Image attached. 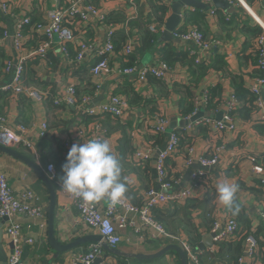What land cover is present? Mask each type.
Segmentation results:
<instances>
[{
  "label": "crops",
  "instance_id": "obj_1",
  "mask_svg": "<svg viewBox=\"0 0 264 264\" xmlns=\"http://www.w3.org/2000/svg\"><path fill=\"white\" fill-rule=\"evenodd\" d=\"M105 15L107 24L115 28L114 46L120 52L121 46L128 39L134 37L139 43L144 27L148 26L149 19L155 12V6L166 8L163 25L159 30L157 41L150 52L136 54L139 65H154L162 59V51L166 44H170L175 52L189 55L188 45L175 41L161 40L164 24L171 15V2L168 0H92ZM206 5V9H193L183 7L181 21L177 28L186 29L189 26H198L205 37L219 42L217 47L210 49L207 63L208 70L201 74L194 58H186L183 63L171 64L170 71L163 80L152 81L134 85L129 77L118 72V65L123 67L120 57L110 61L114 70L107 75L93 78L89 73V66L96 61V51L104 41V29L99 23H90L80 36L93 45L91 58L77 70H72L63 60L59 51L57 40L53 39L51 49L44 60L28 58L24 76L28 84L39 88L47 95L55 90V96L63 94L68 87L77 90L92 88L93 104L105 103L111 94L124 96L129 102L126 89H132L142 98L144 103L129 105V110L119 118L105 117L100 122L107 130L105 139L112 145L121 161L123 176L128 180V191L125 200L133 206L139 207L144 201V192L150 188L166 194L177 192L192 183L197 185L194 196L180 204H161L153 209V218L160 223L165 231L191 243L197 262L189 264H252L243 258L239 262L240 249L243 242L240 237L243 233L254 234L259 240L264 236V220L259 214L264 212V185L261 176L252 173L251 156L257 158L264 152V124L257 120L264 118V108H257L248 118L234 114L232 116L234 130H225L217 138H210L207 128L195 127L193 122H199L201 117L193 122L191 118L199 111L215 115L221 106L232 94L235 86L240 84L249 91V86L257 76V56L252 53L254 39L244 32L246 27H259L257 21L264 25V0H228L233 9L229 14L222 9H216L212 2L215 15L209 14V5L205 0H196ZM56 0H14L12 15H3L0 12V89L9 81L7 75L1 71L2 63L8 57L16 55L9 40L2 37L4 30L13 31L16 18L25 16L33 21L40 20L46 10L54 8ZM242 3V4H241ZM226 17H229L226 20ZM261 29V28H260ZM246 30V29H245ZM79 35L80 32L77 31ZM79 36V37H80ZM38 46L37 38L27 34V41L22 51L27 56ZM139 46V44H138ZM137 46V47H138ZM136 47V48H137ZM75 45L70 44L68 51L74 55ZM190 56V55H189ZM235 85V86H234ZM82 90V91H83ZM260 97L264 107V89ZM207 99L210 108L203 104ZM239 101V100H238ZM49 102L41 100H27L23 97L11 98L8 93L0 90V113L5 114L10 123H22L27 126L30 133L27 139L36 144V154L40 168L52 164L58 177L62 175V166L66 162L67 153L61 144V139L71 134L78 123L76 107L59 106L52 108ZM55 103V100H54ZM63 104V103H59ZM58 104V105H59ZM241 102L239 101V105ZM217 111V112H214ZM223 112V111H222ZM160 114L167 121V131L164 135H155L150 125L152 117ZM189 120H186L188 119ZM215 119V118H214ZM203 120V119H202ZM180 121L188 122L180 126ZM43 124L47 125L46 138L36 141V135ZM172 131L182 135L180 145L174 155L167 159L165 172L171 187L162 190L157 181V174L152 168V155L162 147L166 137ZM160 142V144H158ZM194 148V159L190 166L186 165V150ZM223 146L219 154L218 163L209 168H201L197 163L200 156H209L214 147ZM151 151L150 170L145 166L137 165L133 160L135 151ZM0 171L7 179L9 187L14 193L23 189H30L41 199L42 207L48 211L49 194L38 176L25 164L0 152ZM198 172L203 175L198 177ZM227 179L239 185L237 200L242 205L239 215L232 213L219 204L217 200L216 184L219 180ZM56 194V192H55ZM100 210L107 206L106 202L95 204ZM232 216L237 221L238 233L231 241L214 243L210 234L213 222L217 220L223 225L226 217ZM47 218V217H46ZM242 220L248 222V227L241 224ZM245 219V220H244ZM22 233L26 238L33 240L32 244L22 247L21 261L24 264H72L73 251L56 254L50 247L47 238V219L44 227L37 222L21 220ZM55 236L60 243L96 235L94 231L81 225L77 211L64 197L56 194L54 211ZM6 220L0 219V264H6L12 253V244L5 234ZM151 233L155 231L151 230ZM120 243L115 248L125 255H152L166 245L157 240H141L130 227L117 230ZM94 242L83 245L82 253ZM239 244V245H238ZM176 245V244H174ZM238 246L239 251L235 250ZM105 253V252H104ZM107 255L105 264H179L178 256L166 253L152 260H137L124 256ZM117 257L123 258L119 260ZM238 258V259H237ZM254 264H264V247L260 243Z\"/></svg>",
  "mask_w": 264,
  "mask_h": 264
},
{
  "label": "built area",
  "instance_id": "obj_2",
  "mask_svg": "<svg viewBox=\"0 0 264 264\" xmlns=\"http://www.w3.org/2000/svg\"><path fill=\"white\" fill-rule=\"evenodd\" d=\"M57 3L54 8L46 10L44 16L41 14L40 20L35 22L33 29L44 40L38 44L27 56L22 55L24 50L27 35L24 32V27L30 22V18L25 16L16 18L13 28V34L10 31H3L2 37L7 39L12 44L16 53L13 57H8L1 69L4 75H7L9 81L0 90L8 93L11 98L25 97L31 100L41 101L44 98V93L37 92L33 87L26 86L23 83V75L25 71V63L28 58L34 59L36 57H44L51 49L53 39L57 40V45L63 60L68 67L78 69L84 65L91 58L93 45L89 41L82 38L86 28H89L90 23H99L102 25L104 33V41L101 47L95 52L96 61L89 66V73L93 78H99L102 75H107L114 69L111 68L110 61L115 59L117 55L120 57V62L123 67L119 66L115 69L124 76L129 77L134 85L146 83L148 77H153L159 80L166 78L171 67L166 63L157 60L154 65L148 64L141 66L137 61L131 65H127L129 57L133 54L135 48L138 46L137 40L132 37L128 38L122 45L120 52H116L114 46L115 28L105 23V15L95 4L90 0H56ZM173 3L177 0H168ZM236 1V0H235ZM213 0H205L209 5V14L215 15L212 9ZM239 2V0L237 1ZM231 4V3H230ZM242 4V3H241ZM14 0H0V12L3 15H12L14 10ZM229 17H226L228 20ZM262 33L254 39L253 54L257 56V69L260 74L254 78L253 83L249 86V92L255 97L254 106L257 108H264L260 97L261 89H264V25L257 21ZM163 25L153 22L148 25V30L157 35ZM176 28L172 32V38L182 44L188 45V54L194 58L195 63H207L206 55L211 48L219 45L218 41L211 40L204 36L200 29L193 25L184 30ZM77 31L80 34H77ZM80 36V37H79ZM75 45L74 55L70 56L68 46ZM94 96H83L81 101L75 99L73 86L68 87L66 91L55 96V103H65L66 105H76L78 123L71 134L61 139L62 147L68 154L73 144H80L87 142L90 139L104 140L107 130L101 124V120L105 117H112L119 119L126 111L129 110L127 100L124 96L111 94L109 99L103 104H93ZM207 99H204L203 104L206 105ZM238 99L232 94L221 106L223 111L222 118L216 120L214 118H202L201 121L193 122L195 127L207 128L210 138H217L220 133L225 130H234L235 125L232 121L231 113L239 106ZM217 112V111H214ZM90 118V121L85 123L80 121L81 116ZM153 123L150 125L151 131L155 135H164L167 131L168 121L160 114L152 117ZM186 120H189L186 119ZM264 124V118L257 120ZM47 131V125L43 124L36 135V141L44 137ZM30 130L27 126L19 123H10L5 114L0 113V145L12 149H25L32 155L36 154V144L32 140L27 139ZM264 140V136H263ZM181 141V134L177 131H172L168 135L167 145L165 150L161 152L155 159V171L157 174V181L162 190H167L171 184L166 179L165 163L167 159L171 158L178 149ZM223 150V146L214 147L210 151L209 156H200L197 163L201 168H209L218 163L219 154ZM194 148L188 147L186 150V165L190 166L194 159ZM151 151H135L133 160L137 165L145 166L151 161ZM261 158V162H255L256 157L251 156L252 173L261 176V183L264 185V152L257 156ZM35 163L40 167L39 162L35 159ZM51 166V168H50ZM42 171L47 175L48 180L53 185L56 194L64 196L77 211L79 223L90 230L94 231L96 235L101 237L100 242L92 243L87 250L81 254H75L72 258V264H105L107 258L102 246L106 244L109 248H116L120 243V237L117 235V230L130 227L141 240H157L165 242L166 244H176L186 257L191 259V262L196 263L197 258L193 253V248L178 237H175L165 231L164 227L154 220L152 211L161 204H180L194 196V191L197 185L192 183L177 192L166 194L161 191H156L150 188L144 192L143 204L139 207L133 206L127 200L123 199L115 207L107 206L100 210L96 205L89 206L83 203L79 198H74L68 193L64 192L59 187L58 175L52 164H47ZM203 173L198 172V177H193V181L202 177ZM261 220H264V212L259 214ZM46 211L42 207L40 197L30 189H23L14 193L9 187L6 175L0 171V219H6L5 234L12 244V253L9 255L6 264H24L21 261L22 247L24 245L32 244L31 238H26L22 233L21 220H29L37 222L39 227H44L46 222ZM151 230L155 233H151ZM212 233L214 243L231 241L237 236L238 225L234 217L228 216L224 220L223 225H220L217 220L212 224ZM264 242V236L260 239ZM243 256L239 259L245 258L252 264L256 257L258 244L252 235H247L243 240ZM190 262V261H189Z\"/></svg>",
  "mask_w": 264,
  "mask_h": 264
},
{
  "label": "clouds",
  "instance_id": "obj_3",
  "mask_svg": "<svg viewBox=\"0 0 264 264\" xmlns=\"http://www.w3.org/2000/svg\"><path fill=\"white\" fill-rule=\"evenodd\" d=\"M58 182L64 192L89 206L106 202L109 207H115L128 191L121 161L107 139L73 144ZM238 191L239 185L227 179L216 184L219 204L234 216L239 215L242 208L237 200Z\"/></svg>",
  "mask_w": 264,
  "mask_h": 264
},
{
  "label": "water",
  "instance_id": "obj_4",
  "mask_svg": "<svg viewBox=\"0 0 264 264\" xmlns=\"http://www.w3.org/2000/svg\"><path fill=\"white\" fill-rule=\"evenodd\" d=\"M213 5L216 9H222L225 12H228L229 14L233 13L232 7H230V2L228 0H213ZM183 7L193 8V9H206V5L202 4L199 1L196 0H177L171 4V15L168 17L164 24V31L161 34V40L165 42H170L172 40V32L178 27L180 21H181V15H182V9ZM13 34V31H10V35ZM223 112L220 111L219 113L212 115L211 113H205V112H197L190 120V122L195 121L196 119H199L201 117H214L216 120H220L222 118ZM188 122L186 121H180L179 125H187ZM173 125L169 126V130H173ZM168 136L166 137L165 141L163 142V145L161 148L155 151L153 153L152 158V168L155 169V159L158 157V155L165 150L166 143H167ZM0 152L8 155L21 163L25 164L27 167H29L40 179V181L45 186L48 194H49V204H48V211H47V238L49 245L51 249L56 253H63L66 251H73L77 254L82 253V246L86 245L90 242H100L101 237L98 235H90V236H84L75 240H72L70 242L60 243L56 236H55V224H54V211H55V203H56V194L55 189L51 182L48 180L47 175L42 171V169L29 157L25 156L23 153L16 149L4 147L0 145ZM6 220V219H3ZM211 238L215 236L214 233L210 234ZM103 250L106 252V254L113 255V256H124L129 258H135L137 260H152L159 258L166 253L173 252L175 253L179 258V264H189L188 258L186 257V254L183 252V250L178 245H166L163 247L160 251H158L155 254L152 255H125L118 251L115 248H109L106 244L102 246ZM100 260H97L95 264H98Z\"/></svg>",
  "mask_w": 264,
  "mask_h": 264
},
{
  "label": "trees",
  "instance_id": "obj_5",
  "mask_svg": "<svg viewBox=\"0 0 264 264\" xmlns=\"http://www.w3.org/2000/svg\"><path fill=\"white\" fill-rule=\"evenodd\" d=\"M91 1V3L92 4H95L92 0H90ZM157 5L155 6V12H154V14H153V16L149 19V21H147L148 22V25L149 24H151V23H153V22H156V23H158V24H163V18H164V16H165V14H166V8H164L162 5H158V3H156ZM28 17V16H27ZM30 18V17H29ZM40 18H41V14H40ZM38 20H35V21H33L31 18H30V22L28 23V25H26L25 27H24V32L26 33V35L27 34H30L31 36H33V37H35V38H37V43L38 44H40V42L41 41H43L44 40V37H42V36H40L38 33H36V31L33 29V31L31 32V29H32V27L34 26V24H35V22H37ZM106 22H111V21H109V20H106V18H105V23ZM107 24V23H106ZM108 24H110V23H108ZM198 27V26H197ZM246 29V30H245ZM245 29H243L244 30V32L246 33V34H248L249 36H252V38L253 39H255V38H257L261 33H262V30L260 29V27H257V28H251L250 30L246 27ZM178 30H184V29H178ZM5 31V30H4ZM3 33V32H2ZM157 41V36L156 35H154V34H152L149 30H148V26L147 27H144L143 28V31H142V35H141V38L139 39V46L137 47V48H135V50H134V52H133V54L129 57V61H128V63H127V65H131L134 61H136V54L137 53H140V54H143V53H147V52H150L151 51V49L153 48V46L155 45V42ZM121 48H122V46H121ZM253 48H254V43H253ZM116 49V48H115ZM120 50V49H119ZM256 55V54H255ZM46 56H47V53H46V55L44 56V57H36V58H34V59H40V60H44L45 58H46ZM186 58H192L191 56H187V55H184V54H181V53H178V52H175L174 51V49H173V47L168 43V44H166L165 45V47H164V49H163V51H162V59L163 60H160V61H162V62H164V63H166L167 65H171V64H174V63H176V62H179V63H183V62H185L186 61ZM6 60V59H5ZM5 60L3 61V63H2V67H3V65H4V62H5ZM198 64H203V65H201V67H197V70H199L200 71V73L201 74H203V73H205L207 70H208V68L207 67H205L204 65V63H198ZM25 66H26V63H25ZM172 66V65H171ZM2 69V68H1ZM72 69V68H71ZM72 70H77V69H72ZM259 74H260V72L259 71H257V76L256 77H258L259 76ZM255 77V78H256ZM149 78L152 80V81H155L156 80V78H153V77H148V79L147 80H149ZM157 80H159V79H157ZM156 80V81H157ZM23 83L26 85V86H30V87H33L37 92H43V91H41L39 88H37V87H34V86H31L30 84H28L29 82H28V80L25 78V76L23 75ZM235 86V85H234ZM85 89L82 91V90H80V89H76L75 87H73V89H74V95H75V99H76V101H77V103H76V105H78V102H80L81 101V98L83 97V96H91V97H93V95H92V92H93V89L92 88H90V89H87L86 87H84ZM126 91V94H128L129 95V105H134V104H138L139 102H141V104L142 103H144L145 102V100H144V102H143V100H142V98H140L136 93H135V91L134 90H132V89H126L125 90ZM47 93V92H46ZM46 93H44V94H46ZM234 96L241 102V106H239L235 111H233L232 113H231V115L232 116H234V114H238V115H242L243 117L242 118H248V116L247 115H251L254 111H255V106H254V101H255V97L248 91V90H246V89H243L242 87H241V85L240 84H237L236 86H235V94H234ZM23 98H25V97H23ZM25 99H27V100H29L28 98H25ZM54 100H55V90L54 91H51L50 90V92L47 94V95H44V98H43V102L44 101H47V102H49L48 104H51V106H52V108H54V107H59L60 105L61 106H66V107H76V105H73V106H69V105H66L65 103H63V104H56V103H54ZM209 103L207 102V105H206V108H210V106L208 105ZM107 118V117H106ZM80 121H82V122H85V123H87V122H89L90 121V118H88V117H86L85 115L84 116H81L80 117ZM19 124H22V123H19ZM162 136V135H161ZM44 138H46V133H45V135H44V137H42L40 140H42V139H44ZM181 138H182V135H181ZM158 144H160V142H158ZM18 151H20L21 153H23L25 156H27V157H29L30 159H32L33 161H34V158H33V155L29 152V151H27V150H25V149H18ZM261 158H256V160H255V162H261V160H260ZM145 168H146V170L148 169V170H150V162L149 163H147L146 165H145ZM168 179V176H166V179L165 180H167ZM155 220V219H154ZM236 220V219H235ZM245 220V219H244ZM156 221V220H155ZM239 221H241V224L243 225V226H245V227H248L247 225H248V222L245 220V223H243V221L242 220H240L239 219ZM237 222V221H236ZM211 226H212V224H211ZM247 235H252L254 238H255V240H256V242H257V244H258V246L260 245V243L262 244V246L264 247V242H262V241H260L259 240V238L257 239L255 236H254V234H248V233H243L242 234V236L240 237V242H243V240H244V238L247 236ZM189 244V243H188ZM191 247H192V245H191V243L189 244ZM239 245V244H238ZM235 250H237V251H239V248H238V246L236 247V249ZM243 250H244V247H243V245H242V249H240V255H238V258L240 257H242L243 256ZM105 252V251H104ZM106 253V252H105ZM169 253H171V254H174V255H176L175 253H173V252H169ZM109 255V254H108ZM177 256V255H176ZM119 260L121 259V260H123L124 261V259L123 258H120V257H117ZM237 258V259H238Z\"/></svg>",
  "mask_w": 264,
  "mask_h": 264
}]
</instances>
